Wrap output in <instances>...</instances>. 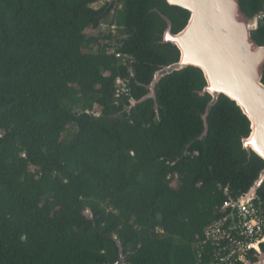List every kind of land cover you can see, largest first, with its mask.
Masks as SVG:
<instances>
[{
  "label": "trees",
  "instance_id": "trees-1",
  "mask_svg": "<svg viewBox=\"0 0 264 264\" xmlns=\"http://www.w3.org/2000/svg\"><path fill=\"white\" fill-rule=\"evenodd\" d=\"M99 1L0 0V264H112L117 244L124 264H196L205 228L264 169L241 150L249 123L223 96L197 139L210 101L197 69L122 113L178 59L158 45L160 16L178 33L189 14L164 0ZM241 3L264 13V0ZM102 22L119 35L85 36ZM253 39L264 46V23ZM112 43L131 71L106 52ZM117 77L130 83L116 105ZM256 196L264 203V183Z\"/></svg>",
  "mask_w": 264,
  "mask_h": 264
},
{
  "label": "water",
  "instance_id": "water-1",
  "mask_svg": "<svg viewBox=\"0 0 264 264\" xmlns=\"http://www.w3.org/2000/svg\"><path fill=\"white\" fill-rule=\"evenodd\" d=\"M164 1L168 6L189 14L186 25L178 33L172 32L171 22L161 15L165 27L158 45L175 49L178 59L155 72L146 87V95L139 100L130 99L122 113L129 114L148 100L155 104V88L162 78L189 67L197 69L204 81L198 95L210 98L202 115L204 130L197 139L207 135V117L223 96L234 103L248 120L249 134L241 139V150L247 154L248 161L253 154L264 162V46L253 39L257 30L255 17H250L243 9L241 0ZM263 183L264 169L247 193L231 205L228 217L233 215L239 204L254 199ZM117 247L118 255L112 264L124 262L122 248L119 244Z\"/></svg>",
  "mask_w": 264,
  "mask_h": 264
},
{
  "label": "built area",
  "instance_id": "built-area-1",
  "mask_svg": "<svg viewBox=\"0 0 264 264\" xmlns=\"http://www.w3.org/2000/svg\"><path fill=\"white\" fill-rule=\"evenodd\" d=\"M103 1L107 2L106 0ZM263 23L264 13H259L255 16L254 27L257 29L258 25ZM117 30V26L102 22L96 29L86 30L87 32L92 31L93 34L88 35L85 31V36L87 38L106 36L115 38L119 35ZM101 45H106V43ZM97 50V45L91 46L93 53ZM106 52L113 55L131 71L129 67L131 64L130 57L118 52L115 43L109 45ZM129 83L130 80L125 77L115 79L114 99L116 105L120 99L129 97ZM238 199L234 201L232 198H228L221 208L223 216L205 228L203 237L194 246L196 264H234L264 240V203L256 196L245 204H239L234 208L233 215L228 217L231 212V205ZM156 232L163 233L158 228ZM208 246L211 249L210 253L206 252Z\"/></svg>",
  "mask_w": 264,
  "mask_h": 264
},
{
  "label": "flooded vegetation",
  "instance_id": "flooded-vegetation-1",
  "mask_svg": "<svg viewBox=\"0 0 264 264\" xmlns=\"http://www.w3.org/2000/svg\"><path fill=\"white\" fill-rule=\"evenodd\" d=\"M234 264H264V242L260 243L256 249L249 250Z\"/></svg>",
  "mask_w": 264,
  "mask_h": 264
},
{
  "label": "rangeland",
  "instance_id": "rangeland-1",
  "mask_svg": "<svg viewBox=\"0 0 264 264\" xmlns=\"http://www.w3.org/2000/svg\"><path fill=\"white\" fill-rule=\"evenodd\" d=\"M104 3H105V2H104L103 0H100L99 2H97L96 4H94V5L92 6V8H94V9H98V8H100L101 6H103ZM86 33H87L88 35L93 34L92 31H89V32L86 31ZM90 51H91V50H90ZM91 52H92V51H91ZM171 186H172L173 188H177L178 185H177L176 182H173Z\"/></svg>",
  "mask_w": 264,
  "mask_h": 264
}]
</instances>
